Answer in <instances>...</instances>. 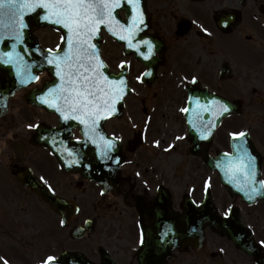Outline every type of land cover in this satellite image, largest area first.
<instances>
[{
  "label": "flooded vegetation",
  "instance_id": "af4514ba",
  "mask_svg": "<svg viewBox=\"0 0 264 264\" xmlns=\"http://www.w3.org/2000/svg\"><path fill=\"white\" fill-rule=\"evenodd\" d=\"M184 1L146 0V7L150 13L149 30L165 43L163 53L160 55L156 51L152 60V63L155 64L159 61L156 58L162 57L161 64L156 69V76L150 85L159 86L160 91L162 90L160 86L164 89H166V86L182 88L184 91V88L192 82V77L195 76L197 86L203 85L209 88L210 91H219L220 94L242 104L252 103L256 100L261 105L259 108L262 110L247 113V116L253 115V118L245 120L246 128H250L254 121L259 127H264V48L258 46L264 42V13L255 16L254 19L252 18L260 2L250 0L251 4H249L248 0H227L225 4L219 5L220 0L217 4L208 5V0H189L186 5ZM235 9L240 11L246 26L238 29L237 25L231 32L222 33L216 26V16L220 13L227 15V12L231 13ZM163 17L165 20L160 24L159 20ZM259 18L262 19V22H256V19ZM181 22L180 32L186 34L183 37L175 34V30ZM254 23L257 26H254ZM204 29H207V32ZM242 30L244 32L241 35L244 41H237L236 46L248 42L252 47H232L234 45L232 34L241 33ZM104 45L107 47L105 53L102 51L105 61L113 71H119L120 64L123 62L119 60L120 55L116 54L117 50H115L113 44L107 46L103 41L101 47L103 48ZM232 50H235V52L232 53ZM229 54L238 65L231 64ZM145 69L146 67L134 55L129 56L128 79L135 90H138L140 85V79H137V77H141ZM146 78L148 77H143V80H146ZM135 98L136 96L129 107H132L134 111L137 105H140L142 111L135 112L142 118L134 121L136 113L131 112L130 115L134 119L131 123L134 125L137 123L139 128L131 127V134L127 135L125 133L127 124L123 119L111 118L105 123L108 132L117 136L118 139L120 138L124 152V162L117 174L118 181L115 190L108 192L109 195H113L111 202L106 198L107 193L101 192L100 187L78 175L73 176L75 179L67 178L68 180L64 183L62 190L67 192L69 189L72 196L70 198L64 197L65 193L60 191V185L51 180L52 173L43 170L36 163V172L38 171L40 177L43 178L42 182L56 195L59 194L57 196L75 200L77 195L80 196L82 193L89 196L93 195L98 203L99 208L92 215H86L85 217L84 214L78 215L81 210L78 209V213L69 220L70 223L68 222L69 224L65 225L67 234L71 233V229L75 225L85 223L83 225L85 226L90 217H93V225L97 221L109 218L112 221V229L116 232L113 240L115 248L112 252L115 260L123 259L126 256L125 247L131 245L134 251L133 256H130L131 264H136L137 247L140 243L141 232L146 228L151 235L152 231H149L151 229L148 226L155 221L158 210L164 212L162 205H160L159 198L162 196L160 189L168 194L170 206L176 212L182 211L184 198L189 197L194 201L197 194L201 193L198 177L199 160L196 159L195 164L192 166L193 168L190 171L192 177H188V181L180 186L176 184L170 186L165 170L160 169L162 165L166 166L164 157L167 155V145L164 144L163 135L170 131L175 134L181 130V122L174 115L176 107L180 105L176 96L156 100L155 96L142 97L139 95L138 101ZM146 99L151 101L155 99L156 101L151 102L150 106L146 108L145 103L149 102ZM48 118V124L52 126L57 124L58 118L55 115L51 114ZM231 120V118L226 119V123L230 125ZM12 122L13 119L9 120L7 115L0 119V142L4 144L0 148V171L9 167L14 170L16 166L22 163L10 166L7 157L4 155L7 153L9 144L24 140L22 131L15 133L16 129L10 130ZM142 128L146 130L145 138L144 135L140 134ZM7 131H10V133L7 134ZM74 133L77 135L76 131ZM8 135L11 140H9ZM250 135L251 138L253 136L255 139V143L260 142L258 144L260 147L256 146L262 155L261 175L264 181V154L262 153L264 147L261 146V135L256 134L254 131H251ZM138 141L140 142L138 147L131 152H127L129 143L130 147H136ZM143 157H147L149 160L144 162ZM48 164L55 169L52 160H49ZM8 184L9 181H4V183L0 181V264H3L5 259L8 264L22 263L24 259L19 251L20 247L30 248L36 245V232L30 235L25 233L26 231L23 229L26 225L23 223L26 203L25 190L20 186L10 188ZM174 186L177 188L176 191H173ZM206 188H209L207 184L203 187V194ZM89 189H96L98 192L92 193ZM234 198L238 199L235 196ZM110 205H113V207H106ZM110 209L117 213H107ZM33 214L35 215L32 222L35 227L32 228L36 229V209ZM122 230L126 232L125 235L121 233ZM17 231L22 232L25 236L18 235ZM138 235L139 240L135 246ZM110 237H113V235L108 233L106 237L108 243H110ZM28 238L32 241L30 242ZM200 249L184 247L177 252L175 259L178 258V263L183 264L186 254H192ZM202 250L206 251V247L203 246ZM100 252L102 251H99L98 258H100ZM211 253L209 252V255Z\"/></svg>",
  "mask_w": 264,
  "mask_h": 264
},
{
  "label": "snow or ice",
  "instance_id": "6c2138e0",
  "mask_svg": "<svg viewBox=\"0 0 264 264\" xmlns=\"http://www.w3.org/2000/svg\"><path fill=\"white\" fill-rule=\"evenodd\" d=\"M127 3L131 6L133 15L131 23L125 26L115 14V10L121 7L122 0H0V41L6 38L15 40L11 45L12 51L0 54V63L15 64L17 72H20L23 57L16 52V46L24 42V30L30 26L25 19L26 16L34 15L38 21L58 26V30H63L64 34L60 39L67 45V49L64 50L59 44L55 49H48L46 60L48 65L55 67V76L60 82L41 95L40 102L54 108L63 120L72 119L84 125L85 136L95 134L101 120L118 112V105L124 100L128 91L123 76L112 78L104 71L106 65L97 45L93 43L101 28H107L116 35V27H119L121 33L119 38L127 41L128 48L135 49L145 60L153 54L154 45L150 40L144 39L134 43L140 30L139 25L143 23L139 0H127ZM204 31L207 32V29ZM141 45L147 46V53L140 50ZM124 67L125 62H121L120 68ZM143 75L147 76L151 73L146 72ZM31 78L39 79L38 76ZM196 82L197 78L192 77V83ZM188 101L190 105L195 104L200 112H211L214 117L230 112L229 105L219 99L201 103L199 97L189 96ZM190 110V107L181 109L184 113ZM208 123L211 128L216 126L214 121ZM29 127L34 126L29 125ZM205 127L210 134V128ZM246 135L244 131L231 133L234 140L242 139ZM99 140L103 145L104 154L115 147L111 139L100 136ZM96 142L93 140V143ZM236 151L239 155L229 161L225 167V174H230V178L243 175L246 185L249 182L255 184L254 157L243 145L238 146ZM260 184L264 185V181H260ZM251 191L256 192L258 189L253 187ZM251 198L250 196L249 199ZM140 243H145L143 232L140 234ZM3 264H8V261L5 259ZM41 264H60V260L55 256H47Z\"/></svg>",
  "mask_w": 264,
  "mask_h": 264
},
{
  "label": "rangeland",
  "instance_id": "374dc122",
  "mask_svg": "<svg viewBox=\"0 0 264 264\" xmlns=\"http://www.w3.org/2000/svg\"><path fill=\"white\" fill-rule=\"evenodd\" d=\"M208 1H209L208 5H213L214 3L217 4L220 0H208ZM225 1L226 0H221L220 2H225ZM262 1H264V0H262ZM255 13H257V11ZM167 24H170V23H167ZM245 26H246V22L244 20L240 24L239 27H245ZM254 26H257V24L254 23ZM242 32H243V30H242ZM248 45L252 47V45H250V44H248ZM116 54H118V52ZM139 89H140V91L142 90L144 92V96L145 97L151 96V93L154 92L159 97H162V99L165 98V97H167L168 95H170V96L171 95H174V96H176V99L178 101H180V105L183 102V98H181L180 93H178L175 89H173L172 93H170L168 90L166 92L160 93L159 91H157V87H154V88H151V89H148V90H146L144 87L143 88L139 87ZM133 99L134 98H130L129 99L130 102H132ZM136 100H138V99H136ZM22 108H24L23 109L24 112H22V117L25 116L26 118H29L30 110H33V111L36 112V109H28V107L25 104H24V106H22ZM179 110H180V108H177L175 110V112H174V115L178 116V113L177 112ZM131 112L133 113L132 107H131ZM140 118H142V117H140L139 114H137L136 115L137 121ZM235 119H236V122H238L237 121L238 119H240V121L242 122V120H241L242 118H235ZM234 126H236V127H234ZM234 126H233L234 128L232 127L234 130L238 128V125H234ZM156 134H158V132H156ZM169 134H170V132L165 133L163 135V137H165V136H167ZM166 140H168V139L166 138ZM165 143L166 142H164V144ZM258 144H260V142H258ZM225 145H226V139L221 134V136H218L217 137V147H221V146L224 147ZM261 146H264V135L261 137ZM188 156L189 155L187 153V143L186 142H180L177 145V147H176L175 150H170V151H168L167 155H165L164 158H165V161H166V166H163L162 165V167L160 169H164L165 170V172L167 174L166 177L168 178L170 185H173V184L175 185L176 184V185H179L180 186L182 184H185L188 181V177L189 178L192 177V174L190 173V170L192 168V161L189 160V157ZM142 160L144 162H146L147 160H149V158L143 157ZM188 160L190 161V163H189ZM39 167L42 168L43 170L50 171L54 175V177L56 178L58 172L55 169H53L50 164L46 163L45 161H42V162L39 163ZM203 172L204 171L201 168L200 174H203ZM202 177L203 176H200V178H202ZM176 190H177V188L174 186L173 191H176ZM224 198H225V196H224ZM88 199L89 198H88L87 195H85L84 198L83 197H78V200L82 204V206L86 205L87 202L89 203ZM227 201L228 200L226 198L223 199V202L224 203H226ZM90 203H92V202H90ZM220 206H223V205L220 204ZM261 207H264V204H261L259 206H256V207L252 208L250 214H248V216H245L247 214V213H245L244 216L247 218V220L254 227L257 237H259L260 240L264 241V216L263 217L262 216H259V213L257 212L258 211V208H261ZM105 222H106V224H108V219L101 220L99 226L96 227V230L91 235L92 236V239L91 240L93 242L100 243V241L102 240V238H104L102 236V233L104 231H102L103 229H100V228L101 227H104L103 224ZM196 253H199V252H195V253H192V254H186L185 263H189L191 260H193L191 258L194 257L196 255ZM238 257L240 259V263H242V264H251L250 261H247L245 263L246 259L244 257L242 258L241 255H238ZM175 264H178V261Z\"/></svg>",
  "mask_w": 264,
  "mask_h": 264
},
{
  "label": "water",
  "instance_id": "95a60500",
  "mask_svg": "<svg viewBox=\"0 0 264 264\" xmlns=\"http://www.w3.org/2000/svg\"><path fill=\"white\" fill-rule=\"evenodd\" d=\"M26 21L29 23V24H31V22H37V19L32 15V16H26ZM27 31V30H26ZM26 31H24V40H26V41H32L34 44H35V42H34V39H33V37L31 36V35H29L28 34V32H26ZM122 41H124L125 42V45H126V49L129 51V48L127 47V41H125V40H122ZM23 47V48H22ZM27 47H28V44L27 43H25L23 46H21L20 45V50H21V52L22 53H26V50H27ZM126 50V51H127ZM127 51V52H128ZM27 54V53H26ZM26 57V56H25ZM27 59H28V57H27ZM22 65H26L27 64V61H26V58H25V61L23 60L22 61V63H21ZM40 66H43L42 64H40V65H38V66H36V68H40ZM52 70V69H51ZM53 71V70H52ZM111 76V75H110ZM112 77V76H111ZM113 78V77H112ZM0 85H3V86H1V93H4V97L6 98V91L7 90H10V89H12V87H14V85H13V83H9L8 85H5L4 83H0ZM5 85V86H4ZM26 99L29 101V102H32V103H35L36 104V95H34V94H32V95H30V96H27L26 97ZM228 104V103H227ZM229 105V104H228ZM204 118H207V114H205L204 116H203ZM219 118V117H218ZM218 120V119H217ZM50 134L51 133H49L48 132V130L44 133V134H42L43 136H44V138H45V140H48L47 138L48 137H50ZM210 134H211V132H210ZM210 134H206L207 135V137H209V135ZM191 135L193 136V137H196L195 136V134H194V131L193 130H191ZM85 138L87 139V140H91V134L89 135V136H85ZM95 140L97 141L96 142V144L98 145V146H100V141H99V139L98 138H95ZM209 140V139H208ZM207 140V141H208ZM57 140H55L54 142H52V143H50L51 145H53V144H56L55 142H56ZM49 142V141H48ZM77 145H81V143H77ZM86 145L87 146H89L87 143H86ZM90 147V146H89ZM75 148H77V147H75ZM92 151H94V150H92ZM91 151V152H92ZM88 152H90V151H88ZM83 156H84V159L85 160H87V157H88V154L87 153H85V151L83 152V151H81L80 152ZM219 158V157H218ZM217 159V158H216ZM216 159H214L212 162L210 161V163H211V166L213 167V168H216V169H218V171L220 172V178H221V180H222V182L223 183H225V184H227V183H229L231 186H232V184H231V181L229 180V179H227V177H226V174H225V167H226V165H225V163H224V158L223 157H220L218 160H216ZM221 160V161H220ZM255 172H256V169H255ZM256 174H257V172H256ZM256 176V175H255ZM198 217V216H197ZM217 227H219L220 229H224V230H227L230 234H232L233 232H231V230L230 229H228L226 226V222H225V220L224 219H218L217 221ZM230 230V231H229ZM234 236V235H233ZM235 237V236H234ZM68 258V262L70 263V264H83L82 262H80L81 260L79 259V258H77V257H75V256H68L67 257ZM65 261H63L62 260V263H64Z\"/></svg>",
  "mask_w": 264,
  "mask_h": 264
}]
</instances>
